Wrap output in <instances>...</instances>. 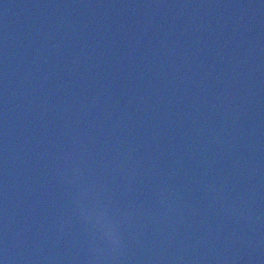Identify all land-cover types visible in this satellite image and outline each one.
Wrapping results in <instances>:
<instances>
[{"label": "water", "instance_id": "95a60500", "mask_svg": "<svg viewBox=\"0 0 264 264\" xmlns=\"http://www.w3.org/2000/svg\"><path fill=\"white\" fill-rule=\"evenodd\" d=\"M0 264H264V0H0Z\"/></svg>", "mask_w": 264, "mask_h": 264}]
</instances>
